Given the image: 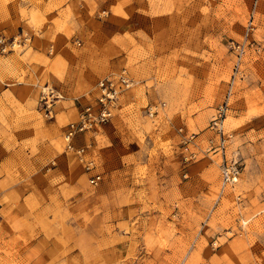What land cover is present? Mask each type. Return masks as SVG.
I'll return each mask as SVG.
<instances>
[{
    "label": "rangeland",
    "instance_id": "1",
    "mask_svg": "<svg viewBox=\"0 0 264 264\" xmlns=\"http://www.w3.org/2000/svg\"><path fill=\"white\" fill-rule=\"evenodd\" d=\"M1 37L0 264H264V0H0ZM122 69L112 120L74 140L86 171L65 130ZM224 102L234 189L205 152Z\"/></svg>",
    "mask_w": 264,
    "mask_h": 264
},
{
    "label": "built area",
    "instance_id": "2",
    "mask_svg": "<svg viewBox=\"0 0 264 264\" xmlns=\"http://www.w3.org/2000/svg\"><path fill=\"white\" fill-rule=\"evenodd\" d=\"M23 41L27 42L29 39L25 38ZM5 42V39L1 37L0 45L3 52L6 48ZM17 42H21V40L18 41L14 39L12 45H15ZM134 85L135 80L126 69H122L119 73H112L102 77L96 84L97 96L92 102L87 103L82 107L77 121L68 124L63 136L65 150L74 154L86 171H94L97 168V164L93 159L87 156L89 147L76 146L74 140L80 134L93 131L97 127L109 123L114 117L120 97ZM47 89L48 92L43 93L42 103L46 116L52 118V104L55 103V100H59L60 96L54 93L53 89ZM159 108V106L151 107L148 112L150 117L157 114ZM228 110V102H224L217 108L208 128L211 135L207 140V148L205 152L221 158V184L227 186L229 189H234L240 179L241 168L238 161L227 157V150L233 138V135L227 133L224 128ZM190 141L191 139H188L187 137L183 138V143L185 145H188ZM188 148L189 146H186L185 149L188 150ZM194 158H196V155L190 153L185 157V161L187 162ZM101 182L102 175L99 172L91 175L89 178V183L94 187L98 186ZM239 197L240 196H237V199Z\"/></svg>",
    "mask_w": 264,
    "mask_h": 264
},
{
    "label": "bare ground",
    "instance_id": "3",
    "mask_svg": "<svg viewBox=\"0 0 264 264\" xmlns=\"http://www.w3.org/2000/svg\"><path fill=\"white\" fill-rule=\"evenodd\" d=\"M224 128H225V127H224ZM227 133H228V132H227ZM220 179H221V176H220ZM221 183H222V182H221ZM237 184H238V183H237ZM221 186H222V187H221L222 189H226V188H227V186H223L222 184H221Z\"/></svg>",
    "mask_w": 264,
    "mask_h": 264
}]
</instances>
